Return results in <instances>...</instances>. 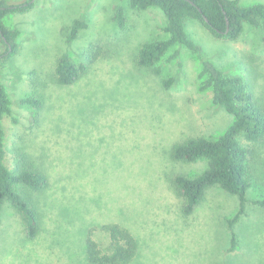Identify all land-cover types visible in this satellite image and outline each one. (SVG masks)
<instances>
[{
  "label": "rangeland",
  "instance_id": "374dc122",
  "mask_svg": "<svg viewBox=\"0 0 264 264\" xmlns=\"http://www.w3.org/2000/svg\"><path fill=\"white\" fill-rule=\"evenodd\" d=\"M32 1L30 12L5 18L20 35L17 55L0 59V83L11 100V114L1 124L7 167L28 163L47 176L49 186L19 189L39 215L33 240L26 237L22 215L8 201L3 204L0 264H89L87 233L93 230L105 247V224H119L135 238L131 264H264V210L252 204L264 199V141L242 140L251 188L246 214L232 229L228 221L239 201L219 187L208 189L192 214H183L173 181L200 175L207 163L176 161L173 147L190 138L214 139L234 117L213 104L210 91L199 90L201 63L186 48L177 47L178 59L162 63L160 77L137 65L140 45L165 37L162 12L117 0ZM254 4L264 0H240L242 6ZM120 6L123 28L114 19ZM76 19L87 27L68 43ZM186 30L205 59L240 75L264 107L260 30L245 25L234 41L214 38L197 20L188 21ZM64 55L76 65H88L95 56L70 86L59 85L55 76ZM168 77L175 84L166 90L162 80ZM29 97L42 108L22 104ZM232 233L236 246L230 251Z\"/></svg>",
  "mask_w": 264,
  "mask_h": 264
},
{
  "label": "trees",
  "instance_id": "16d2710c",
  "mask_svg": "<svg viewBox=\"0 0 264 264\" xmlns=\"http://www.w3.org/2000/svg\"><path fill=\"white\" fill-rule=\"evenodd\" d=\"M127 2L130 8L146 11L159 9L165 19L162 32L165 37L143 42L139 49L137 65L148 70L152 75H162V63L177 60V47H184L196 54L201 63L198 73V88L201 92L210 91L215 106L234 117L232 124L216 138H190L177 144L172 149V158L176 161L194 163L205 161L207 168L196 177L178 175L173 184L184 200L183 214L189 216L200 204L205 192L219 187L225 193L236 196L239 208L235 216L228 221L233 228L241 216L246 214L247 192L251 188L248 176V152L242 140L249 143L264 141V107L255 99L240 75L228 74L213 62L205 59L196 44L187 33L188 21L197 20L216 39L237 40L247 25L261 31V42L264 49V5H240V0H117ZM35 1L27 0L20 4H9L0 0V43L3 51L0 59L7 60L19 51L17 39L18 28H8L5 18L12 15H24L34 7ZM114 19L120 28L126 25L125 12L122 6L117 7ZM83 20L73 21L67 42L74 41L79 32L86 29ZM10 46V51H9ZM95 58V56H94ZM92 58L88 65L94 62ZM87 64L76 65L67 55L57 62L55 67L56 81L61 86L74 84L86 71ZM175 84V77L162 80L164 89ZM22 104L40 110L42 102L36 98L23 99ZM11 114V100L4 84L0 83V217L3 204L8 201L23 217L25 234L33 240L39 230V215L33 203L26 199L25 188L40 192L49 186L46 175L35 167L24 164L9 169L5 164L4 131L2 120ZM24 160L26 158L20 155ZM22 187V188H21ZM264 210V199L252 201ZM102 231L108 237V243L102 247L93 238V230L87 233L85 255L89 264H131L137 254V242L130 231L119 224H105ZM232 251L236 246V235L232 233Z\"/></svg>",
  "mask_w": 264,
  "mask_h": 264
},
{
  "label": "water",
  "instance_id": "95a60500",
  "mask_svg": "<svg viewBox=\"0 0 264 264\" xmlns=\"http://www.w3.org/2000/svg\"><path fill=\"white\" fill-rule=\"evenodd\" d=\"M8 49H9V51H10V46H9V48H8Z\"/></svg>",
  "mask_w": 264,
  "mask_h": 264
}]
</instances>
